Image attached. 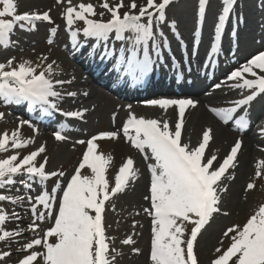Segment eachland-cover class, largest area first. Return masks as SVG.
<instances>
[{
    "label": "snow or ice",
    "instance_id": "snow-or-ice-1",
    "mask_svg": "<svg viewBox=\"0 0 264 264\" xmlns=\"http://www.w3.org/2000/svg\"><path fill=\"white\" fill-rule=\"evenodd\" d=\"M57 2L59 3L60 0ZM171 2L172 0H159V2L146 0V4L140 6L139 12L134 13L131 10L137 8V3L136 0H131L127 5L129 11L121 15L119 10L125 7L123 0H119L114 6H110L107 0H104L101 7L111 13V18L103 21L90 18L96 14L92 3L81 2L73 5L71 0H68V6L64 8L62 15L69 26L76 20H82L86 25L83 28L85 37H94L98 41L107 40L108 34L113 30L118 39H125V32L133 33L134 36L131 38L133 47L128 49L131 54L122 62L125 64L124 71L139 80L143 79L151 68V60L147 52L149 40H152L153 48L155 47L153 21L155 20L157 25L164 21L165 9ZM222 2V12L216 24L217 34L221 31L235 0H222ZM206 3L207 0H199L200 14H203ZM100 15L102 16L103 13ZM144 17L147 18L146 23L142 22ZM36 21L51 22L49 12L19 13L16 0H0V45L7 47L15 43L10 40V34L13 33L15 26L34 31ZM172 23L174 25V22ZM50 32L54 35L56 29H50ZM75 36L76 33L73 32L72 37ZM141 43L144 45L145 56L143 59H137L135 46ZM216 51L217 45L214 42L212 52ZM104 55L106 53L102 54ZM256 70L264 72V51L253 56L241 68L233 70L227 77V80L237 81L232 85L233 87L251 89V93L234 101L233 107L212 109V111L227 120L238 107L247 105L258 95L264 94V75H259ZM52 72L53 66L48 64L45 69L37 73L36 67H33L29 60L15 63L14 58H11L6 63H0V99L6 105H20L25 101L29 106L40 105L42 111L46 113L49 109H56L57 105L49 98L61 95L54 90V84H63L65 81H53ZM245 73L255 78H245ZM66 95L74 96L76 93L68 92ZM145 103L164 110L171 106L178 109L174 130L170 128L168 120L138 117L131 112L121 129L132 146L144 154L145 160L149 159L147 154L149 152L151 159L154 160V163L148 164L151 181L149 195L144 197L150 202V208H145L144 211L151 217L149 257L151 264H199L194 250L195 243L213 214L220 212L219 193L226 191V188L220 187V183L225 173L235 167L242 142L237 139L216 167L214 165L216 155L213 154L211 157L206 155V147L212 139L211 129L202 132V139L194 148L182 142L185 111L189 106L195 107L193 100L160 98ZM84 111L87 110L69 111L63 114L68 117H82ZM3 116L4 114L0 113V119ZM23 125L32 127L33 131L38 130L31 121L21 120L11 133L8 131L0 133V152H7L9 148L19 149L31 142V138L25 139L21 136L20 128ZM118 134L116 131H102L87 141H78L80 144L86 143L87 147L79 166L67 181L66 187L62 189L58 210L53 213V202L57 199L59 182L52 188L51 193L43 191L36 196L35 203L32 204V212L36 219L45 218V212L36 215V204H40L47 210L49 217L54 215V224L44 230L42 236H37L23 244V249L29 250L28 254L20 258L16 264H35L38 258L42 259L43 264H116V256L119 253L115 248L110 249L108 241L112 238L106 235L104 224L106 201L123 192L128 183L137 178L138 170L134 168L133 159L126 158L115 174L114 186H110L106 171L112 156L98 152L96 141L116 139ZM261 134L264 135V129L261 130ZM54 135L56 140L66 139L59 131ZM44 151L45 146L41 145L35 151L24 155L22 159H18V154L0 158V188L13 184V177L21 173L28 174L30 179L38 177L41 183L49 177L57 175L63 177L65 174L62 171L45 170L47 157L44 162L37 165L36 158ZM85 168L90 170V175L82 174ZM256 169V177H264V161H259ZM21 183L25 182L21 181ZM25 187L31 185L25 183ZM254 187L255 184L249 182L246 190ZM21 199L22 197L13 198L0 194V201L12 200L13 203H17ZM6 219H8L7 215L0 210V225H3ZM188 224L192 227L185 239ZM37 227L38 225L33 221L29 225V230L35 231ZM21 232L23 229L6 231L0 227V241L17 237ZM230 234H232L231 242L228 247L216 248L217 255L209 264H264V203L258 206L242 227L233 225L223 233L225 237ZM50 237L54 238V242L50 241ZM121 243L130 245L134 244V241L132 236H128ZM35 246H41L43 251H34ZM132 251L138 253L140 250L134 247ZM9 255L7 251L0 252V259Z\"/></svg>",
    "mask_w": 264,
    "mask_h": 264
},
{
    "label": "rangeland",
    "instance_id": "rangeland-1",
    "mask_svg": "<svg viewBox=\"0 0 264 264\" xmlns=\"http://www.w3.org/2000/svg\"><path fill=\"white\" fill-rule=\"evenodd\" d=\"M38 1L40 0H16L18 12L29 11V7H31L33 3L37 4ZM61 1L62 0H60V2ZM197 1L198 0L175 1L176 3H174V5L169 8V14L164 25H157V23L153 21L154 36L161 41L163 38L164 40H169L171 38L173 45L172 48L179 51V47H175V45H178L177 38L173 37L170 31L173 29L171 24L172 22L177 21V23L179 22L180 25V23L182 24L183 21H188L191 22V29L194 31V22L197 17L195 13L197 12ZM81 2L92 3L94 5L96 14L91 16V18L107 19L105 15H110V12H108L107 9L101 7V4L104 2V0H71L73 5H78ZM107 2L110 6H114L119 2V0H107ZM59 3L57 0L49 1L51 8L54 5L60 11V14H57L56 17H54L55 20L62 15L64 8L68 6V0H66V2L63 0V4ZM123 3L125 7L119 10L120 13L129 11L127 5L131 3V0H123ZM136 3L137 8L131 10L134 13L139 12L140 6L146 4V0H136ZM207 4L209 7L208 17L210 15L212 18V21L208 27H212L213 30L216 19L220 12L221 3L220 0H207ZM211 5L213 7L217 5L218 10L215 9L214 13H211ZM239 6L240 9L238 12H236V14L238 13L241 17L243 16L245 22L242 34L246 35L248 30L251 31V33L254 34L252 37L249 36L251 39H255L257 36H259L258 34H261V36L264 35V0H237L236 7L238 8ZM100 13H103V15L101 16ZM35 23L36 29L34 31H27L25 29H21L20 27L17 28L16 36L19 35L22 42L20 43L19 52H15V56L13 57L14 61L15 63H19L22 60L31 61L33 67H36L37 73L45 69L48 64H52L53 72L51 73V79L53 81H63L67 67L63 65L58 58V55L61 54L59 51V43L61 44L60 50L62 51L65 49L62 33L53 35L50 33V29H52V27L49 24L44 22L38 23L37 21ZM75 23L81 24V21L76 20ZM177 23H175V25H177ZM66 25H57L56 31H65L64 27ZM177 29L180 30L182 28L180 26L179 29L177 26ZM131 35L134 36L133 33ZM131 35L129 37H131ZM241 37L242 36L240 34V38ZM50 38L51 43H49ZM260 40L264 41V37ZM256 42L257 40L253 43V46H256ZM209 45L210 40L203 42L201 48L206 50L208 49ZM234 46H238L237 41L235 42ZM234 53L235 56H237L242 54L243 51L235 49ZM12 55L13 53L7 50L6 47L0 45V63H6L8 59L12 58ZM226 56V54H223L224 58H226ZM44 57L47 59H44ZM225 64L227 63H222V66ZM257 73L259 75H264V72H260L259 70H257ZM216 93H218V91ZM238 97H243V94ZM231 99H233V97L229 95L220 97L215 96L210 102H203L205 110L208 113L207 115L220 127H222V118L215 115V112L210 110L208 111V106L212 104L214 109L229 108L230 105L228 106L226 103H228ZM60 107H62L61 109L66 110V106ZM257 108H260L259 110L262 111L260 116L255 115ZM97 109V113L95 114L96 118H94V114H91L89 111H85L86 122L80 125L83 132L80 136L71 137V139L78 141L79 139H84L97 131H115L116 125L118 126V122L120 121L119 120L116 122V124L114 123L116 118V115H114L115 108L111 105H97ZM132 109H130L132 114L138 117H147V114H143L144 111L140 108L132 107ZM241 109L243 110L239 111V117L248 119L250 116L252 118L249 121L253 119V124L249 128L247 124L245 125L243 133L244 135L238 134L235 131H231L230 127H223V129L227 131V138L232 142H236L237 139L242 141V139L244 137L246 138L247 136L249 139L254 141L256 139V133H260V135L263 136L261 134V130L264 129V94L254 101L249 102ZM77 111L80 110L78 109ZM0 113L4 114L3 118L0 119V133L5 131L11 133L12 130L17 128L19 122H16L14 117L10 118L9 112L7 110L5 111L3 108L0 109ZM164 113L169 114L170 112L166 111ZM112 115L114 116L111 121ZM175 122L176 121L172 120L169 121V125L172 130H174ZM111 124H113V126H111ZM120 124L117 128H122ZM54 125L55 121L52 122L51 126ZM41 128V126H36V129L38 130H41ZM20 131L21 136L25 139L31 138V142L22 148L11 149L8 152H4V155L0 156V158H6L8 155H12L14 152H16L18 154V159H22L24 155H27L30 152L38 149L41 145H44L45 151L36 158L37 165L44 162L45 157H47L45 170L47 172L62 171L65 175L63 177L57 175L41 183L38 177H32L30 179L28 174L21 173L14 176L15 184L10 186L11 188H0V194L8 195L13 198L22 197L19 202L14 203L16 205L11 204L10 201H7V203L6 201H0V210H2L8 217V219H6L4 224L0 225V227L4 228L6 231L23 229V232H21L18 238H16V242H12V238L10 239L11 242H9V239H6V241H0V252L7 251L10 253L8 257L0 259V264H16L20 258L28 254L29 250L23 249V244L29 242L31 239L36 238L37 236H42L43 231L52 226L54 215L49 217L47 215V210L43 208V205L36 204V215H38L40 212H45L44 220H38L32 212V204L35 203L36 196H38L43 191H48L51 193L52 188L57 184V182H59L60 187L57 188L56 193L57 199L53 202V213H55V211L58 210V202L59 197L62 195V189L63 187H66L67 181L75 172V165L82 156V148L75 150V145L78 144V142L68 146L67 143L52 141L50 135L45 136L46 139L43 140V142H39L37 139H35V137L39 135V132L33 131V128L29 127L28 125L21 126ZM183 135V143H186V138L188 135ZM201 139L202 136L197 138L196 146H198ZM62 146H64L65 149H61ZM100 146H102L101 153L105 155L110 154L112 156V161L108 166V171H106V178L109 181L110 186H114L115 174L126 158L131 157L134 161V168L138 170L137 178L133 181H130L123 192L112 196L109 201H106L104 224L106 235L112 238L108 241L110 249L115 248L116 252L119 253V255L116 256V264H151L149 258L151 247V217L144 211L145 208H150V202L144 199L145 195H142L141 190L139 192L136 191V189H139L138 185L142 179L139 176H142V173H145V185L149 184L150 186L151 173L148 170V164L154 163V160L151 159L150 152L147 153L149 159L145 160L144 154H142L139 150L136 151V148L132 146V144L124 137V135H118V138L116 139L104 140ZM189 146L190 148H194L192 145ZM252 147L255 149L254 146ZM256 149H260L259 154H261L258 162L264 161V147L256 146ZM228 152L229 151L227 147H212L209 149L206 155L211 157L213 154H215L217 158L216 161L218 162L216 167H218L219 163L222 162ZM256 165L251 173L246 177V179L242 178L236 180V167L230 168L227 171L228 173L222 177L220 187L226 188V191L220 192L225 194L224 196L222 194L220 196V212L213 214V217L204 227L202 233L199 235L196 241V255L198 257L199 264H209V262L217 255L215 251L216 248L219 247L221 249H226L231 242L230 237L232 234H230L228 237H225L223 233L233 225H239L242 227L243 224L246 223L247 219L257 210L258 206L261 203H264V177H256ZM82 174L90 175L91 173L89 169L85 168L82 170ZM21 181L30 184L31 187H25V183H21ZM249 182H253L255 187L251 190H246L247 184ZM29 197L32 199L30 200ZM19 211H21L22 214L17 217H22L24 220L22 224L15 222L13 217V214H16V212ZM33 221H35V223L38 225L35 231L29 230V225L33 223ZM189 230L190 228H187L186 226L185 233H188ZM128 236H132L134 244L123 245L121 241ZM19 238L20 240H18ZM49 239L51 242H54V238L52 239V237H50ZM134 247L138 248L140 251L138 253L133 252L132 249ZM33 250L38 252L43 251L41 246H35ZM35 264H43L42 259L38 258Z\"/></svg>",
    "mask_w": 264,
    "mask_h": 264
},
{
    "label": "bare ground",
    "instance_id": "bare-ground-1",
    "mask_svg": "<svg viewBox=\"0 0 264 264\" xmlns=\"http://www.w3.org/2000/svg\"><path fill=\"white\" fill-rule=\"evenodd\" d=\"M49 1L50 0H40L38 1V3H33L31 7H29V10L32 11H36L39 13H42L44 11H48L49 15L56 13L57 11L52 9L49 5ZM215 9L218 10L217 5H215V7H213L211 5V13H214ZM236 17L239 18L238 13L236 14ZM240 19V18H239ZM212 21V18H207V23L206 25H209L210 22ZM242 19H240V26H242ZM179 25V22L177 24V26ZM182 28V31H184V35L187 38H191V33H190V29H191V22L188 21H183V23L180 25ZM211 27H209L208 29H204L202 30V36H201V44L203 42H207L208 41V37L209 35L212 33V30L210 29ZM247 38H244L242 41L245 42ZM264 46H262V48L260 49H254L250 52H247L242 59H238L236 60L235 64H240L243 62V60L248 61L249 59H251L253 56L257 55L258 52L263 51ZM225 54H228L229 52H231L230 48H226L224 49ZM110 59V58H109ZM245 61V62H246ZM207 68V67H204ZM225 71H221L219 70L217 73L215 72V76H218L217 78H219V76L223 75ZM76 72H72V74H75ZM68 76H70V74H68ZM188 78L190 80V84L194 85V87L192 88H187L184 86V82L182 84H180L178 86L179 89L183 90V89H189L190 91L193 92H199V88H204L207 89V81L205 80V77L201 76V74L199 73V69L196 67L194 72L190 75H188ZM213 79V78H211ZM68 81H71L70 83H68ZM164 82L165 83H172L168 77L164 78ZM59 90L65 91V92H74L76 93V95L74 96H68L65 94H63L60 97H55V104L57 106H62V104L66 103L68 108H74L78 105L84 106L87 111H89L91 114H96L97 113V106L99 105V101L97 103L92 102L95 101L92 93L90 91H85V92H81V91H77L76 90V82L69 79L67 80L65 83L63 84H57ZM232 85H234V83H232L231 81H227L224 84H221L218 88H219V92H213L212 94L208 95L206 100L207 101H211L215 96H227V95H232V96H238L239 94H241L242 92L245 91V88H236L233 87ZM202 90L200 89V92ZM86 93V95H85ZM192 95V94H189ZM195 97V95H194ZM227 105L229 103H226ZM260 108L256 109V116H260L262 114V111L259 110ZM129 110V108H121L120 110H115V114H116V118H115V124L116 122H118L119 120H121L122 122L126 119L127 117V111ZM170 112L169 114L164 113V112ZM175 111V112H174ZM168 108L167 110L161 109L157 106H154L152 108H146L144 109V114H147V116H151L154 119H158V120H168V121H176L174 120L175 117L178 116V111ZM58 114V115H57ZM54 114L50 111H48L46 113L47 116L49 117H53L58 121H61V114L57 113ZM114 114V115H115ZM208 113L201 108L200 106H195V107H188L187 112L185 113L184 116V120L186 121L183 125V130L184 133L186 135H188V137L186 138V144L188 145H192L193 147H196V140L197 138L200 136H202V132L205 129H211V136L212 139L210 140L209 144H208V151L210 148L215 147V148H222V147H227L228 151H230L231 147L234 145L235 141L232 142L230 139L227 138V131H225L223 128H221L220 126H218V124H216L212 119H210V117L207 115ZM112 115V116H114ZM94 118H96V115L94 116ZM149 118V117H147ZM189 119V121H188ZM65 122H67L68 124L72 125L73 123L75 124L77 122V118H66L64 119ZM79 121V119H78ZM57 123H61V122H57ZM113 123V124H114ZM63 124V123H62ZM113 124H111V126H113ZM49 131V130H48ZM120 133H122L120 131ZM259 133H256L255 136L257 137L254 141H252L251 139L248 138V136L246 138L242 139V143H241V148L238 151L237 154V160H236V168H237V178L236 180L239 179H246V177L251 173V171L253 170V168L255 167V165L258 162V159L260 157L261 154H259V150L260 149H256V146L259 147H264V139L259 136ZM35 139H37V141L39 142H43V140H45L44 135H38L35 137ZM246 142V143H245ZM256 149H253V147ZM61 149H65L64 146L61 147ZM218 162L214 161V165L217 166ZM141 179V182H139V189L137 188L136 191L141 190L142 195H149V184L145 185V173H142V176H139ZM222 193H219V195L221 196ZM223 196L225 194H222ZM21 215V213H17L15 214L14 220L15 222H18L19 224H22L24 222V220L22 219V217H19V219H17L16 217ZM18 237V236H17ZM20 240V238L18 239Z\"/></svg>",
    "mask_w": 264,
    "mask_h": 264
}]
</instances>
